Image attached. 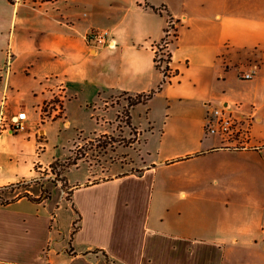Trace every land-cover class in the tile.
I'll return each mask as SVG.
<instances>
[{
  "label": "crops",
  "instance_id": "0c3cea01",
  "mask_svg": "<svg viewBox=\"0 0 264 264\" xmlns=\"http://www.w3.org/2000/svg\"><path fill=\"white\" fill-rule=\"evenodd\" d=\"M0 9V100L13 109L23 85L32 100L27 129L0 134V189L54 161L41 159L43 107L59 100L67 125L77 91L93 90L99 103L79 105L102 110L89 135L115 134L123 107L110 100L156 90L130 110L137 170L112 163L72 182L79 164L70 168L67 220L47 201L0 204V264H107L102 252L115 264H264V197L242 183L251 173L264 181V0H0ZM169 23L175 74L162 83L154 47ZM101 29L113 47L87 45ZM208 103L248 119L247 133L205 135Z\"/></svg>",
  "mask_w": 264,
  "mask_h": 264
},
{
  "label": "rangeland",
  "instance_id": "374dc122",
  "mask_svg": "<svg viewBox=\"0 0 264 264\" xmlns=\"http://www.w3.org/2000/svg\"><path fill=\"white\" fill-rule=\"evenodd\" d=\"M4 11L5 9H0V12ZM169 31L171 35L175 34L174 29H170ZM1 80L2 77H0V82H2ZM27 87L28 86L24 85L21 86L19 94H17L18 91H15L16 93L13 92L17 94V97L15 96L17 99L16 102H12L13 109L8 102L7 110L5 111L6 115L23 109L28 116V109L30 108L32 100L30 92L27 93L25 90L23 91V88ZM77 93L76 96L78 99L71 101L67 106V125L62 123V112L60 117L46 119L47 121L44 123L46 137L41 159L43 162L54 160L53 162L56 163L54 164V168H46L44 170L38 168L36 169L37 174L35 178L23 180L1 188L0 204L15 200L26 194L31 198L39 199V201H47L52 206L54 214L57 208L62 206L61 211L62 215H64L63 218L67 220L70 212H65L63 209L70 205V191L67 188V184H65V175L70 168L75 167L72 166L68 169L65 167L66 162L64 161L68 157L72 159L77 155V157L80 158L77 162L79 167L77 169H71L68 174L69 180L72 182L83 180L89 169H96L99 167L106 168L112 163L117 165L121 164L125 166L128 171L138 169L137 160L139 148L136 146L138 138L137 130L134 127H128V129H126L125 115L123 114V108L127 103V96L118 94L110 100L113 105L119 104L121 108L123 107L121 109V117L117 118V133H101L90 136V132L99 130L97 122L99 123L102 118V110L92 105H88L87 108L84 106L80 108L79 105L82 102L81 100L93 102L91 100L96 101L97 99L96 102L99 103L98 100L103 96L100 95L98 97L93 90L88 91L87 88L82 91H77ZM86 110L87 112H85ZM44 112H47V108L45 107ZM47 115H50V113H47ZM133 115L136 122L144 124V120H142L143 110L141 107L135 110ZM30 116L33 120L37 117L33 111H30ZM90 116L93 117L90 118ZM109 117H111V113ZM232 117L244 126L248 124V119L240 120L234 115H232ZM28 119L30 118L28 117ZM80 131L82 134L79 133ZM18 133H14L13 135ZM242 183L244 187L247 188L248 192L256 196L259 195V197H264V181L259 173L245 175L242 178ZM233 196L239 197L237 193H234ZM62 231L65 230L62 228ZM68 239V236L65 237V242L61 241L59 245H67L69 242Z\"/></svg>",
  "mask_w": 264,
  "mask_h": 264
},
{
  "label": "built area",
  "instance_id": "2783aa9c",
  "mask_svg": "<svg viewBox=\"0 0 264 264\" xmlns=\"http://www.w3.org/2000/svg\"><path fill=\"white\" fill-rule=\"evenodd\" d=\"M170 29L172 28V24L169 23L167 28L165 40L154 47L155 59H160V49H162L163 53V61L159 65H161V71L165 69V80H169L171 76L175 74L169 68V58L166 52V48L170 39L173 37L170 33ZM86 43L89 47L99 48V47H113L115 45V41L112 37L111 32L108 29L101 30H91L86 35ZM8 72V68H4V75ZM253 72H242L240 75L241 79L249 80L253 77ZM8 100L3 97L0 100V133H21L27 129L26 120L27 113L24 110H18L14 113L7 114L5 111L7 110ZM51 109L47 108V112H44V107L41 110V115L45 119H55L60 117L62 112V104L59 100H55L54 103L51 102ZM50 113V115H47ZM44 114V115H43ZM204 133L205 135H217L225 140L235 139L240 135H245L247 133V128H244V125L239 123L235 118L232 117L231 113L228 112L226 106L216 107L211 104H207V111L205 113L204 118Z\"/></svg>",
  "mask_w": 264,
  "mask_h": 264
},
{
  "label": "trees",
  "instance_id": "16d2710c",
  "mask_svg": "<svg viewBox=\"0 0 264 264\" xmlns=\"http://www.w3.org/2000/svg\"><path fill=\"white\" fill-rule=\"evenodd\" d=\"M153 9H156V8H154V7H152ZM166 32H167V30H166ZM165 40V37L160 41V43L161 42H163ZM160 55H161V57H160V59L158 60V63H157V60L155 59V57H154V63H155V66H156V68L157 69H159L160 71H161V65H159V62L161 63L162 61H163V58H162V56H163V53H162V49H160ZM168 58H169V55H168ZM170 60V59H169ZM162 72V74H163V80H162V83H165L166 82V80H165V69H164V71H161ZM161 83V84H162ZM160 88V86L158 87V89ZM156 93V90H154V91H150V92H148V93H140V94H136V95H126V94H124L125 96H127V103H126V105L124 106V108H123V114L125 115L124 116V118H125V125L126 126H128V127H131V114H130V110L133 108V107H135V106H137V105H139V104H144V103H146L148 100H150L151 98H152V96L154 95ZM121 114V113H120ZM118 117H121L120 115L118 116ZM80 160V158L79 157H77V155L75 156V157H73L72 159H71V157H68L64 162H66V168L68 169V168H70V167H72V166H76L77 165V162ZM54 164H56L55 162H52L50 165H49V168H51V169H53L54 168ZM65 184H66V181H65ZM22 197H27L29 200H31V201H34V202H38L39 201V199H34V198H31L29 195H26V194H24V195H22V196H20V197H18L17 199H19V198H22ZM16 200V199H15ZM14 200H11V201H9V202H6V203H2V204H8V203H10V202H13ZM79 215H78V217H77V219H76V221L77 220H79ZM76 221L74 222V224H73V232H75L76 230H77V228L78 227H76L75 226V224H76ZM103 253V255L105 256V259H106V262H107V264H115L113 261H111V260H109L108 259V257L106 256V254L104 253V252H102Z\"/></svg>",
  "mask_w": 264,
  "mask_h": 264
}]
</instances>
